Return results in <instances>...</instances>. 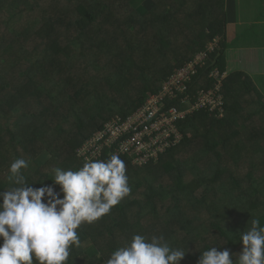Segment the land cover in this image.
I'll list each match as a JSON object with an SVG mask.
<instances>
[{"label":"trees","instance_id":"16d2710c","mask_svg":"<svg viewBox=\"0 0 264 264\" xmlns=\"http://www.w3.org/2000/svg\"><path fill=\"white\" fill-rule=\"evenodd\" d=\"M59 1L74 5L71 15L70 7L47 14ZM139 1L0 0V63L8 60L0 69V191L12 187L7 176L17 158L29 161L22 171L35 187L53 183L55 167L77 170L83 163L75 150L85 139L112 117L131 114L209 41L218 43L190 92L212 85L213 67L225 72L224 0H164L162 7L153 0L149 8ZM117 15L111 33L106 22ZM251 84L240 71L226 74L223 116L187 114L177 122L181 139L156 161L134 166L120 157L131 192L109 214L80 226L81 246L72 247L67 264H104L134 234L163 235L187 251L179 264H197L209 247L241 246L240 232L253 220L264 227V128L245 126L264 122V103Z\"/></svg>","mask_w":264,"mask_h":264},{"label":"clouds","instance_id":"9594fccd","mask_svg":"<svg viewBox=\"0 0 264 264\" xmlns=\"http://www.w3.org/2000/svg\"><path fill=\"white\" fill-rule=\"evenodd\" d=\"M28 168V160L14 159L7 176L12 187L0 191V264H67L72 247L81 246L80 226L109 214L131 192L118 153L107 159L85 157L77 170L55 167L53 183L40 187L27 181L22 170ZM239 242V253L209 247L197 264H264V227L258 221L240 232ZM186 252L163 235L134 234L104 264H179Z\"/></svg>","mask_w":264,"mask_h":264},{"label":"built area","instance_id":"2783aa9c","mask_svg":"<svg viewBox=\"0 0 264 264\" xmlns=\"http://www.w3.org/2000/svg\"><path fill=\"white\" fill-rule=\"evenodd\" d=\"M215 42L217 39H214ZM216 44L206 48L173 72L162 82L160 89L126 117L118 115L106 121L76 149V156L107 159L112 153L126 156L134 166L156 161L161 153L181 139L177 122L197 110H207L223 116L222 84L226 74L213 67L207 74L208 88L191 93L189 84L203 67ZM177 100V105H167Z\"/></svg>","mask_w":264,"mask_h":264},{"label":"crops","instance_id":"0c3cea01","mask_svg":"<svg viewBox=\"0 0 264 264\" xmlns=\"http://www.w3.org/2000/svg\"><path fill=\"white\" fill-rule=\"evenodd\" d=\"M223 17L224 73L246 74L256 91L264 95V0H224Z\"/></svg>","mask_w":264,"mask_h":264},{"label":"rangeland","instance_id":"374dc122","mask_svg":"<svg viewBox=\"0 0 264 264\" xmlns=\"http://www.w3.org/2000/svg\"><path fill=\"white\" fill-rule=\"evenodd\" d=\"M153 0H144V1H142V2H137V4H140V3H142L143 5H145L147 8H149L150 7V5H151V2H152ZM163 1L164 0H156V2H157V4H158V6L159 7H162V4H163ZM57 4H58V6H57V8H58V10H51L49 7H48V9H47V14H49V15H54V14H57V15H62V14H64L65 13V11H64V9L65 8H69L70 7V9H68L69 10V13H70V15H71V13L73 12V10H72V7L74 6V5H70L69 3H65V2H61V1H59V2H56ZM125 6H127V4L125 5ZM134 6V5H133ZM124 10V9H123ZM122 10V11H123ZM23 13H21V15H22ZM119 15V14H118ZM118 15L117 16H114V17H112V19H114V18H116L117 17V20H116V22H113V21H108V22H106V27L105 28H107V30L108 31H110L111 33H114L115 32V30H116V28H117V26H118V23H117V21H118ZM218 40H216V42H215V40H212V41H209L208 42V45L209 44H216L217 45V42ZM7 63H8V60H7V58L5 59V61L2 63H0V69H4L6 66H7ZM177 68V67H176ZM259 95H261V94H259ZM252 96H257V95H255V93H252ZM263 96V97H262ZM261 97H262V102L264 103V95H262ZM219 117H221V116H219ZM261 123V124H260ZM254 124H256V125H260L261 127H263L264 128V122H263V120H260V119H256V121L255 120H247L246 122H245V126H247V128L249 129V130H252L253 128H251V126L252 125H254ZM95 132V131H94ZM93 132V133H94ZM92 133V134H93ZM246 135H245V133L240 137V138H242V141L243 142H247V140H246V137H245ZM78 148V147H77ZM76 148V149H77ZM75 154H76V150H75ZM77 157V156H76ZM78 158V157H77ZM250 158H251V154H246L245 156H244V159H243V161L245 162V163H247V162H249V160H250ZM39 159H40V161H43L44 160V158L43 157H39ZM79 159V158H78ZM227 161L229 162L230 161V159L229 158H227ZM262 172H264V165H263V167H262V169H261V173ZM139 194V190L136 192V194H135V196H137ZM147 221V220H146ZM145 223V222H144ZM88 225L89 224H82L81 226H84L85 228L86 227H88ZM210 238L211 239H214L215 237H213V236H210L207 240H209V242H210ZM88 240H86V241H84L83 242V247H84V249H85V251H86V253L88 254V255H92V254H94L95 252H96V250H95V248L93 247V245L92 244H89L88 242H87ZM219 243L220 244H223L224 243V241L223 240H220L219 241ZM241 250V246H239V247H236L235 249H232V253H239V251ZM237 254H234V257L236 256Z\"/></svg>","mask_w":264,"mask_h":264},{"label":"water","instance_id":"95a60500","mask_svg":"<svg viewBox=\"0 0 264 264\" xmlns=\"http://www.w3.org/2000/svg\"><path fill=\"white\" fill-rule=\"evenodd\" d=\"M215 61H216V58L213 60V62H212V64H211V65H213V64L215 63Z\"/></svg>","mask_w":264,"mask_h":264}]
</instances>
